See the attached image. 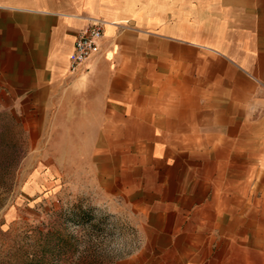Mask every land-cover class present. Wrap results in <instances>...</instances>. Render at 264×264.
<instances>
[{"label": "crops", "instance_id": "obj_1", "mask_svg": "<svg viewBox=\"0 0 264 264\" xmlns=\"http://www.w3.org/2000/svg\"><path fill=\"white\" fill-rule=\"evenodd\" d=\"M90 17L101 50L71 73ZM0 92L57 109L134 213L119 264H264V0H0Z\"/></svg>", "mask_w": 264, "mask_h": 264}, {"label": "rangeland", "instance_id": "obj_2", "mask_svg": "<svg viewBox=\"0 0 264 264\" xmlns=\"http://www.w3.org/2000/svg\"><path fill=\"white\" fill-rule=\"evenodd\" d=\"M25 96L0 92V264H119L141 242L134 213L99 188L67 119Z\"/></svg>", "mask_w": 264, "mask_h": 264}, {"label": "built area", "instance_id": "obj_3", "mask_svg": "<svg viewBox=\"0 0 264 264\" xmlns=\"http://www.w3.org/2000/svg\"><path fill=\"white\" fill-rule=\"evenodd\" d=\"M104 26L105 21L103 19L90 17L88 25L78 33L70 62L71 73L82 70L83 65L100 52Z\"/></svg>", "mask_w": 264, "mask_h": 264}, {"label": "bare ground", "instance_id": "obj_4", "mask_svg": "<svg viewBox=\"0 0 264 264\" xmlns=\"http://www.w3.org/2000/svg\"><path fill=\"white\" fill-rule=\"evenodd\" d=\"M104 21H105V23H107V24L109 23V21H107V20H104Z\"/></svg>", "mask_w": 264, "mask_h": 264}]
</instances>
